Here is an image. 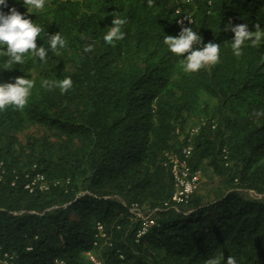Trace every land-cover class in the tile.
<instances>
[{"label":"trees","instance_id":"16d2710c","mask_svg":"<svg viewBox=\"0 0 264 264\" xmlns=\"http://www.w3.org/2000/svg\"><path fill=\"white\" fill-rule=\"evenodd\" d=\"M189 8L194 48L219 46L218 61L195 72L163 43L182 31L172 0H48L31 14L48 63L0 68V82L34 80L22 111H0V247L10 262L90 264L91 253L104 264H206L223 253L264 264V39L236 57L229 28L264 29V0ZM117 16L123 39L107 44ZM57 33L66 47L53 52ZM64 78L66 92L41 86ZM31 127L39 134L21 140ZM190 144L191 169L213 187L177 203L169 155L184 158Z\"/></svg>","mask_w":264,"mask_h":264},{"label":"clouds","instance_id":"9594fccd","mask_svg":"<svg viewBox=\"0 0 264 264\" xmlns=\"http://www.w3.org/2000/svg\"><path fill=\"white\" fill-rule=\"evenodd\" d=\"M47 1L22 0V4L26 9L21 12L14 6L9 7V0H0V68L12 70L16 65H25L29 61L36 63L37 58L43 61L44 64L48 63L46 48L44 46L38 47L36 42L38 36L43 37L45 35L42 26L30 19L32 13L37 14L45 8ZM16 2H20V0H16ZM197 3L183 6L185 16L186 13H192L193 15V11H190L189 6H194ZM174 5L176 10V4L174 3ZM149 6H151V0H149ZM193 23L194 16L191 24ZM125 24L126 19L117 16L113 21V27L108 30L107 35H104V41L107 44H113L114 41L123 39L121 27ZM191 24H187L182 29L177 23L182 30L179 35H166L163 39V43L171 53L176 54L178 57H184V54L187 53V56L181 60L185 72H195L218 61L219 46L217 44L207 43L203 47L194 48V45L201 43V37L192 28L188 27ZM229 28L234 33L231 50L236 57L241 55V48L245 42L250 41L255 45L264 39V29L261 28L260 24L255 25V31H250L248 24L233 26L231 22H229ZM48 46L53 52H58L59 49L66 47V41L61 34L57 33L48 39ZM85 51H91V49L86 48ZM72 84L73 81L70 78L59 81L43 80L41 82L42 87H59L61 92L68 91ZM33 88L34 80L25 76L16 77L14 82H0V111L9 106L22 111ZM206 264H238V262L231 255L225 260L223 253H221L209 258Z\"/></svg>","mask_w":264,"mask_h":264},{"label":"built area","instance_id":"2783aa9c","mask_svg":"<svg viewBox=\"0 0 264 264\" xmlns=\"http://www.w3.org/2000/svg\"><path fill=\"white\" fill-rule=\"evenodd\" d=\"M198 1L199 0H173V2L176 4L175 12L177 14V23L182 29L186 27L187 24H191L193 22L192 13H186L185 16V11L183 10V6L192 5L194 3H197ZM209 4H211V1H209ZM197 131L198 128H194L192 130V133H195ZM192 149H193L192 144L184 148L183 150L184 158H179L175 154L169 155L171 159L172 173L177 188V191L173 197V201L177 203H182V202L187 203L191 195L196 190L199 189L201 174L199 171L192 170L187 160V158H189L192 152ZM153 224H155L154 221H148V220L145 221L143 230L141 231L140 235L146 233L149 227ZM1 252L2 249L0 247V264H13L12 262H10L12 258H9L7 253L2 254ZM121 258L124 259V256L122 255ZM89 261L90 264H104L91 253H89ZM113 264H117V263H113Z\"/></svg>","mask_w":264,"mask_h":264},{"label":"rangeland","instance_id":"374dc122","mask_svg":"<svg viewBox=\"0 0 264 264\" xmlns=\"http://www.w3.org/2000/svg\"><path fill=\"white\" fill-rule=\"evenodd\" d=\"M27 132H30V133L34 132L36 134H39V131L36 128L31 127V128H29V129H27L24 132H22V133L19 134V137H20L21 140L25 141L26 133ZM42 133H43V131L40 132V134H42ZM212 187H213L212 186V183L206 182V180L203 178V176L201 174L200 184H199V190H201L203 192H206V191L212 189Z\"/></svg>","mask_w":264,"mask_h":264}]
</instances>
